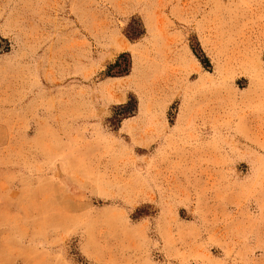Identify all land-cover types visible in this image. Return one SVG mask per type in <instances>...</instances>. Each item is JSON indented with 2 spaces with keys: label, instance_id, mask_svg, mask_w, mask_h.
Masks as SVG:
<instances>
[{
  "label": "rangeland",
  "instance_id": "rangeland-1",
  "mask_svg": "<svg viewBox=\"0 0 264 264\" xmlns=\"http://www.w3.org/2000/svg\"><path fill=\"white\" fill-rule=\"evenodd\" d=\"M0 264H264V0H0Z\"/></svg>",
  "mask_w": 264,
  "mask_h": 264
}]
</instances>
